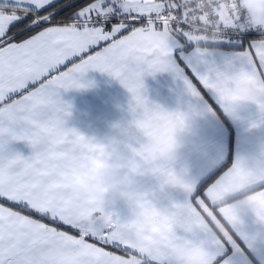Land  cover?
Returning a JSON list of instances; mask_svg holds the SVG:
<instances>
[{
  "label": "snow or ice",
  "instance_id": "6c2138e0",
  "mask_svg": "<svg viewBox=\"0 0 264 264\" xmlns=\"http://www.w3.org/2000/svg\"><path fill=\"white\" fill-rule=\"evenodd\" d=\"M89 72L131 95L119 139L67 127ZM257 131L264 0H0V264H264Z\"/></svg>",
  "mask_w": 264,
  "mask_h": 264
},
{
  "label": "crops",
  "instance_id": "0c3cea01",
  "mask_svg": "<svg viewBox=\"0 0 264 264\" xmlns=\"http://www.w3.org/2000/svg\"><path fill=\"white\" fill-rule=\"evenodd\" d=\"M165 80L166 77L146 79L145 85L152 102L166 103V97L158 94ZM83 83L89 87L61 92L64 102L72 105L67 127L98 142L119 139L120 128L126 127L131 121L130 93L117 80L100 72H89L83 78ZM251 135L257 140L264 139V131Z\"/></svg>",
  "mask_w": 264,
  "mask_h": 264
},
{
  "label": "clouds",
  "instance_id": "9594fccd",
  "mask_svg": "<svg viewBox=\"0 0 264 264\" xmlns=\"http://www.w3.org/2000/svg\"><path fill=\"white\" fill-rule=\"evenodd\" d=\"M225 5L232 3V0H222ZM126 161H121L113 167L105 162L95 173V185L100 190L102 196L120 199L124 190L135 186V181L129 176H120L119 172L126 166Z\"/></svg>",
  "mask_w": 264,
  "mask_h": 264
}]
</instances>
